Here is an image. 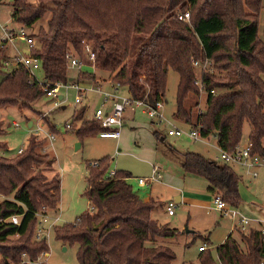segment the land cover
Instances as JSON below:
<instances>
[{"label": "trees", "instance_id": "1", "mask_svg": "<svg viewBox=\"0 0 264 264\" xmlns=\"http://www.w3.org/2000/svg\"><path fill=\"white\" fill-rule=\"evenodd\" d=\"M36 1L32 5L14 0L11 17L32 28L49 14L38 34L29 35L37 39L39 49L31 54L40 60L47 85L68 82L66 55L82 58L85 44L95 51V68L114 74L113 81L132 100L145 99L152 106L163 103L168 70H172L179 77L177 118L190 127L198 121L201 136H214L218 148L227 152L242 142L248 124L250 153L264 158V0ZM187 4L189 22L178 19ZM3 59L4 44H0V108H29L44 95L42 88L28 82L21 66L7 72ZM195 59L210 60L218 75L201 74L207 94L205 111L192 115L200 97L193 84L196 71L191 61ZM94 80L88 73H80L77 79ZM212 90L217 93L210 94ZM85 113L82 107L72 115L74 122L82 121L76 130L78 139L102 130L94 120L84 121ZM43 142L30 137L21 153L0 154V264H19L23 255L35 261L48 252L46 240L34 238L36 214L58 209L60 180L45 174L54 159L41 152ZM95 162L96 167L87 165L84 193L90 211L54 228L56 239L77 246L79 264H174L176 255L163 240L182 232L154 218V212L163 209L160 202L144 201L134 192L127 182L129 173L114 171L110 177L107 160ZM181 167L184 174L203 178L209 193L221 192L230 206H239L240 179L229 165L185 152ZM13 215L20 217L18 225L9 222ZM237 232L238 239L228 235L215 253L206 244L207 250H198L195 262L182 264H264L261 230L251 227Z\"/></svg>", "mask_w": 264, "mask_h": 264}, {"label": "rangeland", "instance_id": "2", "mask_svg": "<svg viewBox=\"0 0 264 264\" xmlns=\"http://www.w3.org/2000/svg\"><path fill=\"white\" fill-rule=\"evenodd\" d=\"M27 3L36 5V0H26ZM14 0H0V25L8 31L20 29L27 35H37L40 26L44 27L47 14L42 20L32 28L22 27L12 20ZM186 10H190L187 4ZM259 33L262 34V23ZM36 46L39 49L37 39ZM24 41L15 37L12 42H8L5 55L15 58L23 46ZM214 74L218 71L214 68ZM41 78L42 70L38 69ZM68 84L75 81L74 75L77 70L68 68ZM82 71L94 73L92 67L84 65ZM94 77L97 82L90 85H102L104 82L112 80L114 74L99 71L95 68ZM42 79V78H41ZM178 74L168 70L166 93L163 97L162 108L159 110L164 121L150 119L144 112V108L132 105V109L127 107L123 113V125L118 139H105L94 135L78 139L76 130L82 126V121L72 120L74 111L78 108L75 104L76 91L74 89L61 90L63 99L59 107L54 106V101L44 95L29 108L6 107L0 108V142L5 149L0 150V154L11 157L17 154L18 150L25 149L28 139L41 140L45 137L44 132L36 133L38 125H42L45 132H51L53 141L44 140L41 152L54 159L50 170L45 174L48 179L57 176L60 180V202L56 211L47 212L49 224L52 226L49 237L46 240L49 257L45 264H79L76 245L63 244L56 239L54 228L73 223L76 218L83 213L90 211V203L84 196L87 188V165L90 162L107 160L108 172L122 171L129 173L131 177L127 182L132 186L133 191L139 196L149 192V187L138 185L139 178H148L151 174L152 164H159L163 169V180L152 184L151 194H157L163 209L154 212V218L169 228L181 230L174 238L163 240L176 255L174 264L182 262H195L198 256V245L205 237H208V248L215 253V249L235 228L237 219L223 216L220 212L213 210L211 197L206 194L204 184L201 182L188 184L189 176L185 175L181 164L182 154L192 152L202 155L212 161H220V151L216 148V139L210 135L199 141H194L186 135L169 136L167 134L171 126L177 127L188 133L190 125L175 116L176 93L178 84ZM109 84V83H108ZM107 84V85H108ZM104 85L102 89H106ZM81 88L86 85L80 84ZM217 92H215L216 94ZM206 93H201L197 99L198 107L192 109V115H197L205 111ZM118 97L128 98L123 90L118 92ZM83 102L87 112L84 121H92V114L101 103L102 96L98 93H87ZM194 100L191 101L193 105ZM32 122L31 128L28 127ZM14 124L17 125L14 126ZM66 124L71 125L67 129ZM157 133V137L155 136ZM249 126L243 127V143L248 137ZM159 135V137H158ZM164 138V140H161ZM79 145V147H77ZM40 151V150H39ZM240 175L239 195L242 200L238 211L251 219L264 221V165L256 168V177L252 176V171L236 166L233 168ZM196 178V177H194ZM198 178V177H197ZM197 179V180H199ZM192 185V186H190ZM183 195L186 202L177 203L175 215L169 216L165 211V205L175 196ZM165 204V205H164ZM56 219V220H55ZM55 220V221H54ZM255 226V225H254ZM48 228V226H46ZM253 227V226H252ZM185 230L190 232L186 233ZM239 233V232H237ZM235 233V237L239 238ZM17 236L12 237L16 239ZM0 260L2 258L0 257Z\"/></svg>", "mask_w": 264, "mask_h": 264}, {"label": "built area", "instance_id": "3", "mask_svg": "<svg viewBox=\"0 0 264 264\" xmlns=\"http://www.w3.org/2000/svg\"><path fill=\"white\" fill-rule=\"evenodd\" d=\"M178 19L181 21L189 22L190 12L186 10L184 12L178 13ZM0 31L2 33V38L0 40L1 44H5L8 42H12L15 37L20 38L26 44L25 51H19L17 56L15 57L16 66L23 67L28 73V82L32 84L33 82L38 83L44 92L45 96L51 98L54 101V106L59 107L62 100H59V96H63L61 90L65 89H74L76 91L75 96V104L80 106L83 102L84 93L92 92L98 93L102 96V102L93 113V120L99 124L102 130L98 133L99 137L105 139H118L120 137V130L123 125V113L127 109V107L133 108L132 105L135 104L136 107L144 108L143 112L152 120L159 119V122L164 121L159 110L162 108V102H157L154 106L150 105L145 99L143 100H132L129 95L128 98H120L118 97V92L122 90L121 86L118 83H115L113 80L110 82L108 88L102 89L99 85H89L86 88H81L80 83L77 81L68 83H58L54 86L50 87L44 81L38 80L36 76V71L40 69L41 63L40 60L34 57L31 54L32 50L37 49L36 40L34 38L29 37V35H25L20 29V34L15 36L13 32L8 31L4 27L0 26ZM84 55L82 58L77 57L74 53H68L66 55V60L68 63V68L80 70L84 65H88L92 67L93 71H95V62L96 55L95 51L91 48L90 45L85 44L83 49ZM26 51H29L26 54ZM191 65L196 71V75L194 78V86L197 88L199 93H206L204 88V83L201 79V74H214V69L212 67V62L208 59L204 60H192ZM210 94L214 95L215 91L212 90ZM200 113V111H198ZM170 128L167 131L169 136H181L186 135L194 141H199L203 137L200 134L198 121H196V127H191L188 133L178 129L177 127L171 126L168 122ZM14 126L17 127L16 124ZM67 129L71 127V125L66 124ZM36 133L44 132L45 137H42L44 140L48 139L50 142L54 140V136L51 132H45L42 125H38L36 128ZM252 145L250 142H247L242 147H237L232 152H227L224 150L220 151L219 160L224 164H236L246 168L247 170L252 171V176L256 177L255 168L259 165L264 164V158L259 157L258 155H252L250 153ZM22 152V149L18 150V154ZM89 166L96 167L98 166L97 162H90ZM115 174L114 171H110L108 176H113ZM163 180V169L159 164H152L151 174L148 178H139L137 180L138 185L140 186H149L150 184L161 182ZM211 206L213 210L220 212L223 216H227L232 219H237V224L235 226L240 232H246L253 225H263L259 227L263 236H264V221L255 220L248 218L242 215L237 208L230 206L227 202L223 200L222 193L217 192L211 195ZM177 207L176 201H169L165 205V211L169 216H173L175 214V209ZM37 217V226L34 234V238L36 240L45 239L47 240L49 237V232L54 225V223L49 224L48 214L46 212H38L36 214ZM20 217L17 215H13L9 218V222L14 225H18L20 222ZM56 220V219H55ZM54 220V221H55ZM48 226V228L46 227ZM199 251L207 250L206 244H202L198 248ZM49 257L48 252L41 253L35 261H30L26 258L25 255L22 257V261L19 264H40L46 263ZM7 264H13L10 261H7Z\"/></svg>", "mask_w": 264, "mask_h": 264}, {"label": "crops", "instance_id": "4", "mask_svg": "<svg viewBox=\"0 0 264 264\" xmlns=\"http://www.w3.org/2000/svg\"><path fill=\"white\" fill-rule=\"evenodd\" d=\"M1 26V25H0ZM22 26V25H21ZM23 27V26H22ZM11 32H13V34L15 35V36H18L19 34H18V32H16L15 30L13 31H11ZM19 32H20V30H19ZM27 35H30V34H27ZM1 38H2V33H1V31H0V40H1ZM18 38V37H17ZM1 44V43H0ZM6 46H7V43H5L4 44V51L6 50ZM25 48H26V44H25V42L23 43V46H22V48L20 49L21 51H25ZM16 57V56H15ZM15 58H9V57H7L6 55H5V53H4V59H3V66H4V68H5V70H7V72H9V71H11V70H14L15 68H16V64H15ZM41 68V67H40ZM73 70H77V69H73ZM70 72V71H69ZM68 72V73H69ZM41 73V78H39L40 77V75H39V71L37 70L36 71V76H37V79L38 80H41V81H44V76H43V72H40ZM80 73H86V72H83L82 71V68L80 69V70H77L76 71V74L74 75V77H75V81H77V79H78V76H79V74ZM88 74H93V75H95L96 73H95V71H94V73H88ZM113 80V79H112ZM112 80H109V81H107V82H104L102 85H100L101 87H103L104 85H106L105 87L106 88H108V86H109V84H110V82L112 81ZM74 82V81H73ZM77 82H79V81H77ZM91 82H97V78H95V80L94 81H84V82H79L80 84H83V85H86V86H89L90 85V83ZM109 83V84H108ZM108 84V85H107ZM93 85V84H92ZM124 89H122V91H123ZM125 91V90H124ZM126 92V91H125ZM87 93H92V92H87ZM87 93H84V96H83V102H84V100H85V96H86V94ZM128 95V94H127ZM62 99H63V96H62ZM61 99V100H62ZM102 99L103 98H101V102H102ZM83 102H82V104L80 105V106H78V108H82V107H84L83 106ZM86 108V107H85ZM77 110V109H76ZM86 113H88L87 112V109H86ZM86 113H85V116H86ZM92 120H93V114H92V118H91ZM121 135V134H120ZM162 140H163V138H161ZM248 142V137H247V139H246V142L245 143H243V141L240 143V144H238L237 146H236V148L237 147H242V146H244L246 143ZM216 148L218 149V150H220L219 148H218V146H217V144H216ZM230 167H231V169L233 170V172L239 177V179L241 180V178H240V175L233 169V168H235L236 166H239V165H236V164H228ZM262 165H264V164H262ZM259 166H261V165H259ZM259 166H257V167H259ZM239 167H242V166H239ZM256 167V168H257ZM242 168H244V167H242ZM256 168H255V172H256ZM249 171H251V170H249ZM186 175V174H185ZM256 175H257V173H256ZM189 176V179H188V184L190 183V184H193V183H195L196 185H197V183L198 182H200V183H203V182H201V180L200 179H203V178H200V177H198L197 178V176H194V175H188ZM194 177H196V178H194ZM200 178V179H199ZM197 179H199V180H197ZM204 180V179H203ZM206 182V181H205ZM157 183V182H156ZM154 184V183H153ZM190 186H192V185H190ZM147 187H149L148 189H149V192L148 193H144L143 192V195H141L140 197L141 198H143L144 199V201H149L150 199H153V200H155V201H158V202H160V199H159V197H158V195L157 194H151V188H152V184H150L149 186H147ZM193 187V186H192ZM204 188H205V192H206V194L207 195H209L210 197H211V195H212V193H209L208 192V183L206 182V185L204 184ZM182 200L184 201V202H186L185 201V199H184V197H183V195H179V196H175V199H174V201H176L177 203H179V202H182ZM169 201H171V200H169ZM168 201V202H169ZM242 204V200L240 201V203H239V206L238 207H240V205ZM165 205V204H164ZM164 211H165V208H164ZM166 212V211H165ZM175 215V214H174ZM263 225H261V226H259V225H253V227L254 228H259V227H262ZM237 230L238 229H236V228H233V230H231V232L229 233V235L230 234H232V236L233 237H235V233H237ZM180 232H182L181 230H179ZM238 234V233H237ZM205 238H208V237H205ZM236 238V237H235ZM238 239V238H237ZM202 244H206V243H202ZM208 246V245H207Z\"/></svg>", "mask_w": 264, "mask_h": 264}, {"label": "water", "instance_id": "5", "mask_svg": "<svg viewBox=\"0 0 264 264\" xmlns=\"http://www.w3.org/2000/svg\"><path fill=\"white\" fill-rule=\"evenodd\" d=\"M28 53H29V51H26V54H28ZM61 99H62V96H59V100H61ZM31 126H32V122H29L28 127L31 128ZM161 140H162V139H161ZM77 147H79V145H78ZM185 232L188 233V232H190V231L185 230Z\"/></svg>", "mask_w": 264, "mask_h": 264}]
</instances>
